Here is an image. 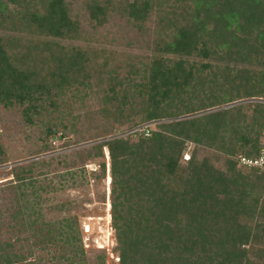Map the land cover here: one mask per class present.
<instances>
[{
	"label": "trees",
	"instance_id": "obj_1",
	"mask_svg": "<svg viewBox=\"0 0 264 264\" xmlns=\"http://www.w3.org/2000/svg\"><path fill=\"white\" fill-rule=\"evenodd\" d=\"M84 9L96 24L109 12L137 29L153 24L147 60L128 65L137 78H116L119 66L96 74L101 114L118 132L159 122L147 136H94L75 152L81 164L63 171H33L45 159L9 167L0 225L19 226L29 244L24 255L17 233L0 241V264H106L104 250L84 249L71 202L45 197L105 173L111 264H264V172L234 159L255 156L264 131V103L236 104L264 102V0H87ZM80 35L66 0H0V104L20 107L31 123L66 87L85 86L93 60L62 44ZM46 150L42 143L33 154ZM2 154L0 146V164ZM44 204L62 215L47 219Z\"/></svg>",
	"mask_w": 264,
	"mask_h": 264
},
{
	"label": "rangeland",
	"instance_id": "obj_2",
	"mask_svg": "<svg viewBox=\"0 0 264 264\" xmlns=\"http://www.w3.org/2000/svg\"><path fill=\"white\" fill-rule=\"evenodd\" d=\"M66 1L72 13L79 20L81 35L76 41H63L62 44L66 47L70 44L76 45L86 51L89 59L93 60L90 75L87 76L85 86L66 87L61 98L55 97L53 105L47 104L49 108L47 113L43 111L38 116L31 115V123L24 119L20 107L0 104V146L3 160L7 161L0 164V186L10 178L9 167L12 165L45 159L47 160L46 165L38 164L33 168V171H63L67 167L81 164L84 153L79 155L75 152L100 141L93 140L94 136L104 135L106 132L117 133L116 123L111 118H106L108 119L106 120L101 114L104 106L101 101L103 98L101 89L104 82H97L96 71L101 70L99 72L106 74L112 68L119 66L116 78L133 77L135 79L138 74L127 72L128 65L133 63L139 67L141 62L147 60L154 47L152 42L156 36L151 22H147L142 28L137 29L117 13L109 12L106 15V20L96 24L86 18L84 8L87 0ZM261 99H243L236 104L253 103L254 100L264 103ZM60 122L65 127L59 125ZM51 124H56V128L51 135L46 136L45 131ZM42 143L47 145L48 150L37 155L33 154L42 146ZM191 148L192 145L189 144L183 154H189ZM103 154L106 163L105 148ZM49 158L53 159L49 161ZM181 160L185 161L183 157ZM85 162L84 168L87 172L96 168L95 160ZM105 165L107 166V163ZM87 182L81 188L63 187L47 193L45 197L49 199L50 204L65 200L71 202V213H75L77 216L79 214V235L88 256L93 257L104 250L106 264H111L116 261V257L110 252L113 241L108 213L109 176L105 173L102 180L95 183L89 179ZM43 206V213L47 219L52 220L62 215L59 211L48 210L45 204ZM0 226V241L12 239L13 234L17 233L20 242L16 243V247L21 253L27 255L29 244V242H25L27 232L21 230L19 226L17 229H9L3 224Z\"/></svg>",
	"mask_w": 264,
	"mask_h": 264
},
{
	"label": "built area",
	"instance_id": "obj_3",
	"mask_svg": "<svg viewBox=\"0 0 264 264\" xmlns=\"http://www.w3.org/2000/svg\"><path fill=\"white\" fill-rule=\"evenodd\" d=\"M159 121H148L144 122L138 126H135L129 130L123 132L115 133V136H121L126 134L134 135L136 133H142L144 136L149 135L150 131L154 129V126ZM183 159L186 160L188 158V154L182 155ZM235 161L238 165L243 167H251L257 169V171L264 172V131L261 133L260 143L258 153L253 157H247L244 155H237Z\"/></svg>",
	"mask_w": 264,
	"mask_h": 264
}]
</instances>
